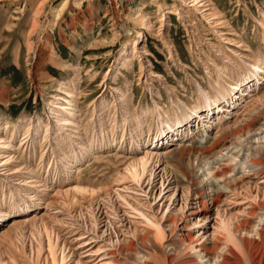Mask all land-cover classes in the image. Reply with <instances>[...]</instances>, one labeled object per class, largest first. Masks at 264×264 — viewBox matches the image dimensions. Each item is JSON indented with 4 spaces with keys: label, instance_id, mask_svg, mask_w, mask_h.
Returning <instances> with one entry per match:
<instances>
[{
    "label": "rangeland",
    "instance_id": "rangeland-1",
    "mask_svg": "<svg viewBox=\"0 0 264 264\" xmlns=\"http://www.w3.org/2000/svg\"><path fill=\"white\" fill-rule=\"evenodd\" d=\"M262 61L264 0H0V264H33L41 223L63 264H114L110 252L116 264H171L180 231L162 249L138 240L159 217L195 209L171 169L193 156L171 151L202 129L264 122ZM217 85L230 93L205 110L199 90ZM146 153L142 177H128ZM250 181L186 229L218 236L220 219L264 196V172Z\"/></svg>",
    "mask_w": 264,
    "mask_h": 264
},
{
    "label": "bare ground",
    "instance_id": "bare-ground-1",
    "mask_svg": "<svg viewBox=\"0 0 264 264\" xmlns=\"http://www.w3.org/2000/svg\"><path fill=\"white\" fill-rule=\"evenodd\" d=\"M65 2L62 1L59 8L55 10L58 12ZM259 61L255 60L254 64L250 66L251 71L247 72L248 75L256 74ZM213 89L214 95L211 97L199 90L203 97L201 100L205 110L217 100L228 95L231 90L229 88L225 90L221 85L214 86ZM183 111L182 108L176 113L177 119L174 122L179 121L185 115ZM260 111L264 112V107ZM59 112L61 115H66L65 111L59 110ZM159 117L157 118V132L162 131L161 124H169L167 117ZM47 126L46 132L49 130ZM187 140L188 144L180 143L179 147L174 148L171 153L180 159L185 152L192 154L193 157L191 159L187 157L189 160L181 161L179 165L172 163L171 169L174 172L176 184H180L183 189L191 188L194 192L195 209L187 212L181 208L159 217L154 225L138 232V240L146 248L162 249V238L167 235L171 241L170 235L180 231L175 240L177 244L176 242L169 243L172 245L173 251L168 254L167 258L171 264H264V196L261 200L251 203L244 210L243 216L234 220L231 217L220 219L218 234L221 236L200 241L193 231L186 229L192 221L191 217L196 218V221L206 220L211 209L215 208V212H217L221 203L232 193L238 189L246 188L251 179L264 172V122L255 128L250 127V122L237 124L213 136L203 134L202 129L201 132L199 130L196 137L191 136ZM186 141L184 140V142ZM144 156L146 157L147 153L129 163L128 177L134 179L142 177L146 167ZM222 160H228L231 164L221 166L219 161ZM191 162L194 165L193 169L199 172L196 175H190L187 171ZM205 166L207 167L205 168ZM212 168H216L213 173L209 172ZM250 218L252 223L247 225V220ZM180 225H183L181 229H179ZM38 226L39 240L36 244L33 264H63L62 249L57 245L55 238L52 239L51 229L43 223ZM40 233L45 235V243H43L46 247V254L42 261L40 252L43 245ZM131 241H123L118 250L121 252L124 250L126 253L132 250ZM108 254L111 263L116 264L114 252ZM146 257L144 254L140 255L136 261L147 264ZM75 263L79 264L80 262L76 261Z\"/></svg>",
    "mask_w": 264,
    "mask_h": 264
}]
</instances>
